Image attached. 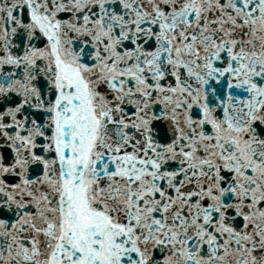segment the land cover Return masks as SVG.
Returning <instances> with one entry per match:
<instances>
[{"label": "snow or ice", "instance_id": "6c2138e0", "mask_svg": "<svg viewBox=\"0 0 264 264\" xmlns=\"http://www.w3.org/2000/svg\"><path fill=\"white\" fill-rule=\"evenodd\" d=\"M0 264H264V0H0Z\"/></svg>", "mask_w": 264, "mask_h": 264}]
</instances>
